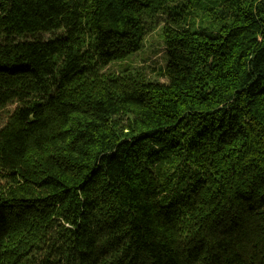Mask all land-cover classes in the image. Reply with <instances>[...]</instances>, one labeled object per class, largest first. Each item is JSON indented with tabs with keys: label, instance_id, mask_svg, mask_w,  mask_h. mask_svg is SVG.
<instances>
[{
	"label": "trees",
	"instance_id": "obj_1",
	"mask_svg": "<svg viewBox=\"0 0 264 264\" xmlns=\"http://www.w3.org/2000/svg\"><path fill=\"white\" fill-rule=\"evenodd\" d=\"M15 99L0 264H264V0H0Z\"/></svg>",
	"mask_w": 264,
	"mask_h": 264
},
{
	"label": "rangeland",
	"instance_id": "obj_2",
	"mask_svg": "<svg viewBox=\"0 0 264 264\" xmlns=\"http://www.w3.org/2000/svg\"><path fill=\"white\" fill-rule=\"evenodd\" d=\"M42 37L45 38H50L49 34H42ZM162 34H161V30L160 28H158L157 30H155L154 32H152L148 38H147V42L145 44V48L143 47V49L139 50L138 52L135 53V55L137 54L138 56H135V59H130L129 58V62H131L132 60L134 62L139 63V65H142L144 63V65H151L152 68L155 67V71H158V67L160 65H165V47L164 44L162 42ZM140 58H144V61H141ZM126 65V63H125ZM111 70H115L118 71L119 70V66L118 64H111V68H109ZM163 80V78H161ZM20 104V102L18 100H14L12 102H10L8 105H6L4 108H2L0 110V126H2L4 124V122L6 121L7 117L10 115V113H12L14 111V109Z\"/></svg>",
	"mask_w": 264,
	"mask_h": 264
}]
</instances>
